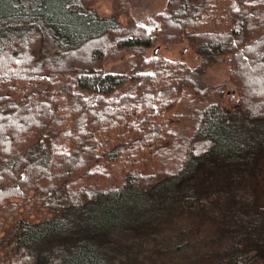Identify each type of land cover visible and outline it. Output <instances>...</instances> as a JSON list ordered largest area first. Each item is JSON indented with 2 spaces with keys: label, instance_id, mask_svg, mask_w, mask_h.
Listing matches in <instances>:
<instances>
[{
  "label": "trees",
  "instance_id": "1",
  "mask_svg": "<svg viewBox=\"0 0 264 264\" xmlns=\"http://www.w3.org/2000/svg\"><path fill=\"white\" fill-rule=\"evenodd\" d=\"M154 17L161 42L193 37L205 58L199 69L232 53L236 66L248 60L251 70L230 76L244 75L236 90L249 108L214 104L198 115L203 85L177 98L176 63L104 71L99 65L116 51L152 48L155 33L124 28L83 0H0V264H264V205L255 201L258 219L249 224L219 221L203 234L175 225L167 241L158 234L192 211L226 217L209 214L206 192L217 186L214 198L225 206L222 178L236 187L245 181L241 193L253 195L246 179L264 167V0H168ZM29 63L46 84L41 94H13L5 104L12 71ZM178 103L183 111L173 115L184 116L175 120ZM178 120L180 136L165 129ZM232 208L229 199L224 210Z\"/></svg>",
  "mask_w": 264,
  "mask_h": 264
},
{
  "label": "rangeland",
  "instance_id": "2",
  "mask_svg": "<svg viewBox=\"0 0 264 264\" xmlns=\"http://www.w3.org/2000/svg\"><path fill=\"white\" fill-rule=\"evenodd\" d=\"M83 3L90 6L91 8H94L100 16H104V17L117 16L118 19H121L120 21L124 28H128L129 25L136 24L137 26H141L145 31H148L144 26H150V27L155 26L157 21L154 19L155 18L154 16H156V14L158 13H163L166 10L168 0H83ZM153 21L156 22L154 23ZM157 24L160 29V22L158 21ZM152 32L155 33V31ZM169 33H178V31L169 30ZM159 35L160 33L159 34L155 33L154 35H152L156 39L152 48L132 51L128 56L125 55L123 50L119 52L116 51V54L112 56L114 60L104 59L102 65H99V67L105 69L104 71L109 73H120L122 75L125 74L127 75L136 70L142 72H151L152 70L154 71L157 67L160 66V63L157 64V61L164 62L165 64L176 63V67H175L176 70L179 69L182 70L181 79L177 78L176 80H174L175 85L177 86V90L175 91L177 98H179V94L182 91L184 90L188 91V88L190 86L197 85L198 83H201L203 85L202 86L203 91L201 97L204 98L206 101V108H203L200 111H198L199 112L198 115L202 114L204 110H207L208 109L207 107H210L214 104L216 105L215 107H219L225 112L229 110L233 111V109L236 106H239L240 102L242 104H245L244 107L246 109L249 108L248 97L242 98L237 93L236 90L237 83L244 82V79L242 78V76L244 77V75L243 74L241 76L239 75L241 79H237L236 81L238 82H235V80L230 76L231 71L234 70V68H238L241 71V73H243L244 70H251L250 66L248 68L245 67L246 66L245 63L249 62L248 60L242 61L240 67L236 66L235 63H239V61L237 60L238 58L236 57L235 53H232L231 57L233 59L227 55L220 56L213 59L212 61H208L207 66H205L202 69H199L200 66L203 63H205V58L201 57V55L197 50V47L192 45L193 37H187V39L177 38L178 42H175V40H173V41H168V43H166L163 41L161 42L159 40L158 38ZM199 40L200 39H197V41ZM198 43L201 44V41ZM22 52L26 56V52L24 50ZM78 62L79 61H76V63ZM68 65H70V63ZM34 66L32 63H29V67L28 66L26 67L24 65L16 67L18 71L17 73L12 71L13 72L11 75L12 81L10 84L6 85L7 96L8 94H11L12 97L9 99L7 98V96H5L7 100L5 104H7L8 102L11 103L15 102L13 94H20V95L27 94L32 96L33 94H36V96H39L41 94V91L46 84L41 82L40 79H36V76L34 77L35 74L33 68ZM135 67L137 68L135 69ZM25 74L27 76H25ZM30 82L33 83L30 84ZM229 82L232 83V86L229 85L230 87H227V83ZM40 84L43 85L41 88H39L41 86ZM36 85H38V87H35ZM219 98H221V102ZM186 99L187 96H185L183 100L186 101ZM41 100L43 99L37 98L35 101L40 102ZM180 106L181 104L178 103V105L175 106L174 110L172 111L171 115H173V113H180L181 111H183V108H180ZM183 116L184 115L180 117H176L173 115L175 120L180 119ZM164 119L168 120V117L164 116ZM198 123H200V121L196 120L194 122V127L196 125H199ZM184 124L185 122H181L180 120L176 121L173 124L169 122V125L165 129L171 130L172 132H175L178 136H180L183 135L182 128L183 126H185ZM255 137H260V134L257 132L255 134ZM165 143H169V142L163 141L159 146H162ZM171 144L172 147H175L176 149H181L183 147L181 145L175 144L174 142H171ZM154 147L157 148L158 146H154ZM130 158H135V163L138 161L142 163H146V162L156 163L158 161V156L156 157L149 156L144 159H139L133 156ZM246 182H247L246 190L253 194L251 196H247L245 193H241L243 191L242 188H245V181H243V186L241 185L236 187L234 182L233 185L231 182L225 181V178H222L220 180L221 188H223L228 194H230L231 197L228 198V200L225 203V206H224V202H225L224 199H221L220 197H218V199L214 198L216 194L213 193L217 192V186L209 185L206 192H208L209 198L213 199L212 204L210 205L209 214L216 216L217 213L222 212L223 214V212L225 213L226 211L225 213L226 217L223 215H217L215 218L204 219L199 214L198 212L199 210H197L196 213L200 217L197 216L196 213H194V211H192L191 213L183 217L180 216L177 217L170 224L162 223L160 225V228H158L159 237L167 241L171 237L175 236V231L173 230V227L175 225L180 227L181 225H186L191 223L192 225V227L190 228L191 231L195 229V231L198 232L199 229L200 233L203 234L209 232V229L211 228V224L214 230L215 228L214 224H218L219 221H221V223H219L221 225L226 223L229 224L231 219L233 221L235 219L236 221H239L243 224H249L252 221L253 222L257 221L258 218L256 216V213L253 212L254 210H252V207H255L254 201L258 205L259 204L264 205L263 165L258 167L256 172L254 173V178L251 176L249 179H246ZM237 196H239L238 203L235 201ZM229 199L231 200V202L235 203V208L237 209H239V206H242L243 208V205L246 204V206L243 208V212L241 215H239V210L235 208H232L228 212L227 210H224V207L226 208ZM239 199L241 200L239 201ZM209 202H211V200H209ZM33 207L34 208L36 207L38 209L40 206L33 204ZM219 208L222 209H220L219 211L217 210L218 212H216V209ZM238 233L239 236L243 235L240 232V230H238ZM211 243H213V240ZM211 243L209 244V246L211 245Z\"/></svg>",
  "mask_w": 264,
  "mask_h": 264
},
{
  "label": "water",
  "instance_id": "3",
  "mask_svg": "<svg viewBox=\"0 0 264 264\" xmlns=\"http://www.w3.org/2000/svg\"><path fill=\"white\" fill-rule=\"evenodd\" d=\"M154 22V21H153ZM156 22V21H155ZM154 22V23H155ZM147 30H148V32L149 33H151L152 31H157L158 29H159V26H158V24H157V22H156V24H155V26L154 27H150V26H144Z\"/></svg>",
  "mask_w": 264,
  "mask_h": 264
}]
</instances>
